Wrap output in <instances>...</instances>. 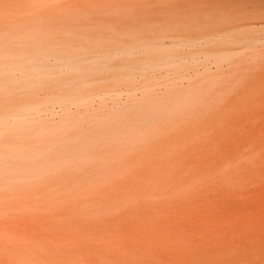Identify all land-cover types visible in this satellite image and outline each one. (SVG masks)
<instances>
[{
  "label": "rangeland",
  "instance_id": "374dc122",
  "mask_svg": "<svg viewBox=\"0 0 264 264\" xmlns=\"http://www.w3.org/2000/svg\"><path fill=\"white\" fill-rule=\"evenodd\" d=\"M10 159L0 264H264V0H0Z\"/></svg>",
  "mask_w": 264,
  "mask_h": 264
},
{
  "label": "bare ground",
  "instance_id": "6f19581e",
  "mask_svg": "<svg viewBox=\"0 0 264 264\" xmlns=\"http://www.w3.org/2000/svg\"><path fill=\"white\" fill-rule=\"evenodd\" d=\"M97 52V51H96ZM96 52H94V53H96ZM101 52V51H100ZM120 53V52H119ZM118 53V54H119ZM123 53V52H122ZM126 53H131V52H126ZM228 53V52H227ZM91 54V53H90ZM126 55V54H125ZM130 55V54H129ZM84 56V55H83ZM209 56H211V55H209ZM230 59V55H229V53L228 54H224V55H221V56H218L217 57V59H216V62L218 63V64H220L221 62H223V61H225V60H229ZM107 63V62H106ZM73 65H71V64H69L71 67H74V63H72ZM46 66V65H45ZM27 67V66H26ZM64 68V67H63ZM85 68V67H84ZM86 68H88L87 66H86ZM70 69V68H69ZM49 70V69H48ZM76 70V69H75ZM66 71V70H65ZM193 76V75H192ZM191 76V77H192ZM190 77V78H191ZM180 78V77H179ZM184 77H182V79H183ZM181 79V80H182ZM185 79V78H184ZM175 82V81H174ZM173 82V83H174ZM180 82V81H179ZM166 83V82H165ZM172 83V84H173ZM168 85V84H167ZM173 85H175V84H173ZM172 85V86H173ZM178 84H176V86H177ZM156 87V86H155ZM156 90V89H155ZM154 90V91H155ZM159 90V89H158ZM120 91V90H119ZM37 92V91H36ZM127 92L128 93H126L128 96H132V92L133 91H128L127 90ZM148 92V91H147ZM146 92V93H147ZM149 92H151V90H149ZM38 93V92H37ZM104 93V92H103ZM110 93V92H109ZM134 93V92H133ZM136 93V92H135ZM134 93V94H135ZM145 93V94H146ZM85 94V93H84ZM83 94V95H84ZM114 94V93H113ZM120 94L122 95L123 93H121V92H116V95H115V97H114V99H117V98H119L120 97ZM151 94H152V92H151ZM136 95V94H135ZM147 95V94H146ZM80 96H82V94H80ZM89 96V95H88ZM94 96V95H93ZM102 96H104V94L102 95ZM114 96V95H113ZM149 96H151V95H149ZM108 97V96H107ZM122 97V96H121ZM111 98V97H110ZM72 102L74 103V104H76V106H78V105H84L85 107H89L90 105H91V98H89V97H78V99H73L72 100ZM115 102H116V100H115ZM65 103H66V101H65ZM100 104V103H99ZM43 108V107H42ZM42 108H41V106L38 104V103H27V104H25L24 105V110H32V109H37V110H41V111H43L42 110ZM61 108H64V106H61ZM105 109V108H104ZM64 111L66 110V109H63ZM46 111V110H45ZM56 111V110H55ZM73 111V110H72ZM34 112V111H33ZM49 111H47V113H48ZM52 113H53V111H51ZM58 112V111H57ZM38 113V112H37ZM56 114V113H55ZM12 116V115H11ZM14 116V115H13ZM26 116V115H25ZM25 116H24V118H25ZM1 117H3L4 118V115L3 116H1ZM6 117H9V116H6V114H5V118ZM16 117H18V115H15L14 116V119L16 118ZM27 117V116H26ZM7 119V118H6ZM23 119V118H22ZM24 120V119H23ZM25 120H26V118H25ZM45 124V123H44ZM35 126V125H34ZM46 126V125H45ZM44 127V126H43ZM42 128V127H41ZM45 128V127H44ZM8 129V128H7ZM6 130V129H5ZM2 131V130H1ZM4 131V130H3ZM130 134L132 135V134H135L134 133V131H132V132H130V133H126V134H120L119 135V137L121 138V139H127L129 136H130ZM119 137H117V138H119ZM119 138V139H120ZM128 140H129V138H128ZM96 145V144H95ZM109 146V145H108ZM107 146V147H108ZM68 149V148H67ZM92 150V149H91ZM95 150V149H94ZM90 151V150H89ZM61 155H54V154H51V156H49V159L47 160V161H45V162H40V161H36V159L37 158H34V157H38L37 155H32V158H30L31 159V161H29L28 162V164H27V166H25L24 167V171H27V173L28 172H30L33 168H35L36 170H38L39 172L40 171H46V170H49L51 167H61V166H63V165H66V164H69V163H72V162H74L75 161V159L77 158V157H87V156H89L90 154L89 153H87V152H84L83 154H75L72 150H64L62 153H60ZM35 162V163H33V162ZM27 167H29V168H27ZM18 168V166H17V163L15 162V160H13V159H10L9 160V162L7 163V164H3L1 161H0V174H2V173H4V172H6V171H11V170H16ZM34 169V170H35ZM26 173V174H27Z\"/></svg>",
  "mask_w": 264,
  "mask_h": 264
}]
</instances>
